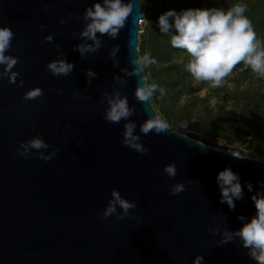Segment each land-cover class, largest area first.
I'll return each instance as SVG.
<instances>
[{
	"label": "water",
	"instance_id": "obj_1",
	"mask_svg": "<svg viewBox=\"0 0 264 264\" xmlns=\"http://www.w3.org/2000/svg\"><path fill=\"white\" fill-rule=\"evenodd\" d=\"M93 2L0 0V25L13 30L9 52L19 57L17 81L24 80L18 86L0 78V264H193L197 254L202 264H256L238 239L221 245L220 235L207 226L236 229L238 215L255 213L246 187L234 209L221 203L215 177L231 166L242 185L250 181L255 192L264 181V160L171 126L163 133L140 134L147 153L123 145L125 121L109 123L102 117L105 93L127 98L133 109L128 119L137 133L153 111L158 114L151 99H136L138 77L129 74L130 55H139L145 12L140 0L134 3L119 35L105 34L97 51L81 56L75 48L85 42L80 14ZM49 33L53 40L44 41ZM65 57L73 63L71 73L47 72L50 60ZM89 68L94 77H87ZM37 85L43 95L23 100L24 91ZM35 135L49 144L40 151L58 149L53 158L17 152L21 140ZM173 162L177 173L169 177L162 169ZM177 182L184 190L170 194ZM114 187L137 208L123 218H101Z\"/></svg>",
	"mask_w": 264,
	"mask_h": 264
},
{
	"label": "clouds",
	"instance_id": "obj_2",
	"mask_svg": "<svg viewBox=\"0 0 264 264\" xmlns=\"http://www.w3.org/2000/svg\"><path fill=\"white\" fill-rule=\"evenodd\" d=\"M134 3L139 5V0H94L90 6H86L80 14L85 25L79 33L85 42L75 45L81 56L97 51L101 46L100 37L105 34L115 39L125 27L133 11ZM245 12L246 5L242 3H235L227 9L187 7L177 10L169 8L159 14L156 25L159 33L169 38L172 48L181 49L187 54L188 58L183 68L192 80L196 83L207 82L210 87L217 88L225 84L226 77L241 62L258 77L264 78V41L257 39L251 21ZM65 22L64 17H61L60 23ZM13 36V30L9 25H0V78H7L9 83L22 86L24 80L20 78L17 81L20 73L14 67L19 57L9 52ZM43 40L51 42L52 34L45 35ZM89 40L92 43H87ZM118 47V45L113 47L111 55H115ZM130 63L133 69L129 74L138 77L134 92L138 101L146 103L157 92L160 96L165 94V88L150 81V73L145 72V69L157 64V60L149 52H144L142 55H130ZM45 67L47 72L53 76H67L73 70V63L65 57L50 60ZM86 75L91 78L96 75V72L89 68L86 70ZM42 95L43 89L37 85L24 91L23 100H34ZM104 95L107 108L102 113L103 119L109 123H119L122 119L125 121L122 130L123 145L138 153H147L149 149L141 142L140 134L147 135L149 132L159 134L169 130V122L153 111V114L139 126V133H137L136 123L128 119L133 114V109L129 107L127 98L118 92L111 96L106 93ZM212 103L215 101L213 100ZM47 148L49 144L43 137L35 135L21 140L17 152L25 158L31 154L48 161L57 154L58 149L53 148L47 154L40 151ZM162 171L169 177H174L177 173L175 163L164 165ZM215 179L219 187L221 203H227L229 209H234L235 201L243 198L246 187L252 193L251 200L255 213L250 218L243 214L238 215L237 219L241 222L239 228L221 230L218 226L208 225V230L220 235L221 245L238 239L241 247L247 250L250 259L256 264H264V181H259L260 188L253 192L252 183L245 181L242 185L239 173L231 166L219 170ZM183 190L184 183L177 182L170 187V194H179ZM117 208L121 211L118 212ZM136 208L135 200L126 198L114 187L100 215L104 219L112 215L123 218L131 215L130 209ZM212 219L215 221L216 217L213 216ZM202 261L203 256L197 254L193 264H202Z\"/></svg>",
	"mask_w": 264,
	"mask_h": 264
},
{
	"label": "rangeland",
	"instance_id": "obj_3",
	"mask_svg": "<svg viewBox=\"0 0 264 264\" xmlns=\"http://www.w3.org/2000/svg\"><path fill=\"white\" fill-rule=\"evenodd\" d=\"M235 3L246 5L245 15L256 37L264 41V0H140L145 16L140 23L138 52H149L157 60L145 72L150 73V81L166 91L163 96L157 92L151 100L172 128L205 143L264 160V139L257 137L264 133V78L241 62L220 87L196 83L183 68L187 54L172 48L156 25L159 14L169 8L227 9Z\"/></svg>",
	"mask_w": 264,
	"mask_h": 264
},
{
	"label": "trees",
	"instance_id": "obj_4",
	"mask_svg": "<svg viewBox=\"0 0 264 264\" xmlns=\"http://www.w3.org/2000/svg\"><path fill=\"white\" fill-rule=\"evenodd\" d=\"M153 24L155 23V22H152ZM158 50V49H157ZM163 52H167V50H165V51H163ZM161 54H162V52H161ZM189 136H190V134H188ZM257 137H259V140H261V139H264L263 137H264V133H259V135H257ZM196 139V138H195ZM198 139V138H197ZM198 140H201V139H198Z\"/></svg>",
	"mask_w": 264,
	"mask_h": 264
},
{
	"label": "built area",
	"instance_id": "obj_5",
	"mask_svg": "<svg viewBox=\"0 0 264 264\" xmlns=\"http://www.w3.org/2000/svg\"><path fill=\"white\" fill-rule=\"evenodd\" d=\"M141 22H142V20H141Z\"/></svg>",
	"mask_w": 264,
	"mask_h": 264
}]
</instances>
